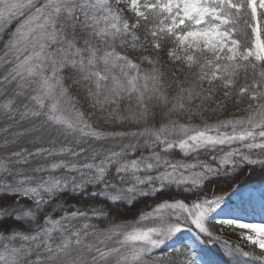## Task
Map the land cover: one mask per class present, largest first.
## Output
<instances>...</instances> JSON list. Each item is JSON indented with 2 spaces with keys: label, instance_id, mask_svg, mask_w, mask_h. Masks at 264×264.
I'll return each instance as SVG.
<instances>
[{
  "label": "snow or ice",
  "instance_id": "snow-or-ice-1",
  "mask_svg": "<svg viewBox=\"0 0 264 264\" xmlns=\"http://www.w3.org/2000/svg\"><path fill=\"white\" fill-rule=\"evenodd\" d=\"M149 36L198 69L187 87L169 93L158 58L117 50L145 52ZM241 98L243 116L205 115ZM256 172L264 0H0V264H206L196 248L208 241L226 264H264V219L244 218L257 199L264 216V186L241 183ZM144 199L150 210L123 222Z\"/></svg>",
  "mask_w": 264,
  "mask_h": 264
},
{
  "label": "trees",
  "instance_id": "trees-1",
  "mask_svg": "<svg viewBox=\"0 0 264 264\" xmlns=\"http://www.w3.org/2000/svg\"><path fill=\"white\" fill-rule=\"evenodd\" d=\"M143 2V0H142ZM121 7H124L125 9L127 8V4H123L121 5ZM125 18L127 19H132L133 18V14L129 11H125L124 13ZM13 28L15 27V25L13 24L12 26ZM137 35L140 37V41L143 42L145 39V30L143 28L139 29L137 31ZM149 43L145 44L144 47L146 48L145 52H139L136 51L134 52L130 47L124 48V49H117L118 51H121L123 54L125 55H129L130 57L133 58H137V57H142L144 55L149 56L152 59H159L160 61V66H161V70L164 74V84L168 90L169 93H174L176 90V83L178 81H185L184 83V87L188 86L189 82H192L193 77L191 75V73L193 71H198V69H188L184 62L181 61H173V59H170L168 56V51L170 49H172L174 47V45L171 43V41L165 39L163 41H161V48L159 50V53L157 54L156 51L153 50V48L151 47V37L149 36L148 38ZM134 62L140 63L141 69L142 70H149L151 68V65H149L147 63V61H141L140 59H134ZM177 69H182V71L177 72ZM251 73L249 71V77H250ZM245 80L244 74L241 73V75L238 77V84H243ZM205 87H207V84H205ZM223 91V89H220V93L221 94ZM247 103L246 98H241V104L240 105H236L235 103H231L229 105V108L219 114H211V113H206V116L210 117V122H214L217 119H226L229 118L231 116H243L246 113L244 112V107ZM239 109V111H238ZM157 112H159V109H157ZM159 121V116L157 117V122ZM194 122H199V119L196 118V120ZM99 126L101 127V129L103 130H112V126L105 124L103 121L99 122ZM118 128H120L121 126H116ZM128 128H135L134 125H129L127 126ZM55 134H53V136H47L45 135L43 140L36 143L35 145L31 144V143H27L24 146L29 147L30 149H34L35 147H49L51 146L49 144V141L52 140L54 138ZM59 145V141H57V146ZM179 158V156H178ZM258 177L264 176V174H261L260 172H256L255 174H252ZM249 175H242L241 180H244V178H246ZM167 198V197H164ZM81 203L87 207L89 205L92 204H100L102 203L101 200L97 199V198H89L87 200H83L81 201ZM153 205V200L152 199H144L141 202L137 203L135 205V207L131 208V209H124L122 210V215H121V220L123 222H132L135 221L139 215L141 214V212L143 211H148L150 210V206ZM218 226H214V230L215 228ZM167 251V247H165L164 249L161 250H157L156 253H154V255L156 256V258L159 260L160 256L159 253L161 252H166ZM259 252V251H258ZM206 258H208L210 264L213 260L216 261L215 258H211L209 256H205ZM167 258L165 257V260ZM218 261L222 262L225 261L223 259H217ZM217 263V261H216ZM225 263V262H224Z\"/></svg>",
  "mask_w": 264,
  "mask_h": 264
},
{
  "label": "rangeland",
  "instance_id": "rangeland-1",
  "mask_svg": "<svg viewBox=\"0 0 264 264\" xmlns=\"http://www.w3.org/2000/svg\"><path fill=\"white\" fill-rule=\"evenodd\" d=\"M175 55L183 56L184 52L180 48H176ZM244 182L251 184L255 189H259L261 186H264V177L251 176L247 181H244ZM255 206L257 207V212L254 214L249 213V214L245 215L244 218L246 220H251L254 222H260L262 219H264V216H262L259 212L258 199L255 202ZM181 238H182V241H190V240L194 239L191 236V233H188V232L181 234ZM232 243L233 244L239 243L245 251H248L251 249V246H249L246 241L240 240L235 235L232 236ZM165 247H167V246H165ZM196 251L198 253V258L203 259L206 262V264H210L208 258L205 257L206 255L211 257V258L216 259L217 263L215 260H213L211 262V264H226V262L228 261V257L224 256V254L221 250V247L218 243L208 241L204 245H199L196 248ZM256 251L258 252L259 249H256ZM217 259H223L225 261H223V263H222V262L218 261ZM249 264H251V262H249Z\"/></svg>",
  "mask_w": 264,
  "mask_h": 264
}]
</instances>
